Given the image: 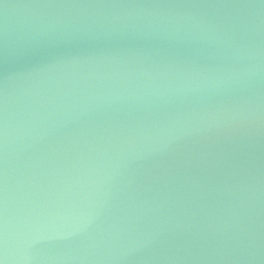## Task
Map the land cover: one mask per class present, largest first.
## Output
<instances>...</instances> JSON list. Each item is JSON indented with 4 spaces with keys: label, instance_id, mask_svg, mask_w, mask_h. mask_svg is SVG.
Masks as SVG:
<instances>
[{
    "label": "water",
    "instance_id": "1",
    "mask_svg": "<svg viewBox=\"0 0 264 264\" xmlns=\"http://www.w3.org/2000/svg\"><path fill=\"white\" fill-rule=\"evenodd\" d=\"M3 264H264V0H0Z\"/></svg>",
    "mask_w": 264,
    "mask_h": 264
},
{
    "label": "snow or ice",
    "instance_id": "2",
    "mask_svg": "<svg viewBox=\"0 0 264 264\" xmlns=\"http://www.w3.org/2000/svg\"><path fill=\"white\" fill-rule=\"evenodd\" d=\"M0 264H3V261L2 260H0Z\"/></svg>",
    "mask_w": 264,
    "mask_h": 264
}]
</instances>
